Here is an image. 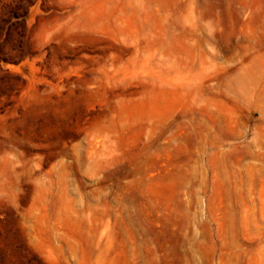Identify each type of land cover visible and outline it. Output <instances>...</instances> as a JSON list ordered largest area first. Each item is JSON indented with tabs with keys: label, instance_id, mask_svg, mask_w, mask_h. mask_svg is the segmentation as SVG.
Returning <instances> with one entry per match:
<instances>
[{
	"label": "rangeland",
	"instance_id": "1",
	"mask_svg": "<svg viewBox=\"0 0 264 264\" xmlns=\"http://www.w3.org/2000/svg\"><path fill=\"white\" fill-rule=\"evenodd\" d=\"M0 264H264V0H0Z\"/></svg>",
	"mask_w": 264,
	"mask_h": 264
}]
</instances>
